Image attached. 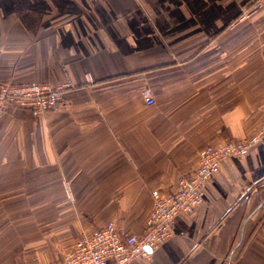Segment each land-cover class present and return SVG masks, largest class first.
Returning a JSON list of instances; mask_svg holds the SVG:
<instances>
[{
  "label": "crops",
  "instance_id": "obj_1",
  "mask_svg": "<svg viewBox=\"0 0 264 264\" xmlns=\"http://www.w3.org/2000/svg\"><path fill=\"white\" fill-rule=\"evenodd\" d=\"M255 1L0 0V82L75 85L54 110L0 117V264L59 261L108 221L141 231L152 189L174 188L204 146L258 132ZM201 199L128 264H264V136Z\"/></svg>",
  "mask_w": 264,
  "mask_h": 264
},
{
  "label": "built area",
  "instance_id": "obj_2",
  "mask_svg": "<svg viewBox=\"0 0 264 264\" xmlns=\"http://www.w3.org/2000/svg\"><path fill=\"white\" fill-rule=\"evenodd\" d=\"M263 3L264 0H256L253 6ZM74 88L70 80L54 85L46 82H0V117L10 107L25 108L35 114L54 110L66 93ZM142 94L145 103L153 102L148 89H144ZM263 136L264 115L258 132L252 138L204 146L199 152L197 167L180 176L174 188L166 193L151 190V208L141 231L118 229L112 221H108L90 232H80L61 259L49 264H107L109 260L128 264L136 258L147 257L170 235L174 217L179 213H191L202 202V187L220 162L244 154Z\"/></svg>",
  "mask_w": 264,
  "mask_h": 264
}]
</instances>
